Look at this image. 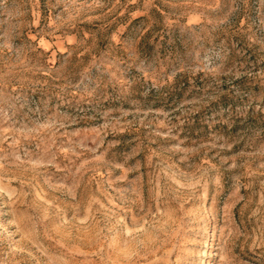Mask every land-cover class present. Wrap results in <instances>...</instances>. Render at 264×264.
Instances as JSON below:
<instances>
[{
  "label": "rangeland",
  "instance_id": "rangeland-1",
  "mask_svg": "<svg viewBox=\"0 0 264 264\" xmlns=\"http://www.w3.org/2000/svg\"><path fill=\"white\" fill-rule=\"evenodd\" d=\"M0 264H264V0H0Z\"/></svg>",
  "mask_w": 264,
  "mask_h": 264
}]
</instances>
